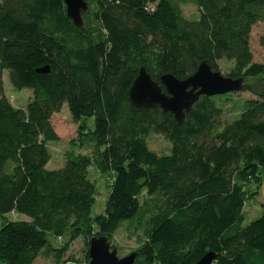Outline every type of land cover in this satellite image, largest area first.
<instances>
[{
    "label": "trees",
    "instance_id": "obj_1",
    "mask_svg": "<svg viewBox=\"0 0 264 264\" xmlns=\"http://www.w3.org/2000/svg\"><path fill=\"white\" fill-rule=\"evenodd\" d=\"M83 1L76 27L62 0H0V264H37L43 254L71 264L61 257L75 239L123 226L140 238L132 264H195L207 253L211 264H264V198L261 215L243 225L237 182L264 191V55L254 63L249 48L252 27L264 28V0ZM202 62L242 80L237 93L250 98L232 103V119L217 105L226 96L199 97L180 124L129 104L141 68L159 85L163 75L189 78ZM4 72L13 90L31 92L24 109L4 96ZM63 105L91 153L72 149L47 170L46 143L58 140L51 117ZM151 134L167 153L148 149ZM90 167L111 175L94 218ZM10 213L28 220L9 221Z\"/></svg>",
    "mask_w": 264,
    "mask_h": 264
},
{
    "label": "rangeland",
    "instance_id": "obj_2",
    "mask_svg": "<svg viewBox=\"0 0 264 264\" xmlns=\"http://www.w3.org/2000/svg\"><path fill=\"white\" fill-rule=\"evenodd\" d=\"M183 14L187 19H195L197 17L195 9L191 6H185L183 8ZM263 31V25L258 23L252 27L250 32L249 48L252 55V62L254 63L260 62L264 55V48L258 45V38ZM228 68V63H225L223 60L219 62V71L222 75H225ZM2 90L9 103L17 109H24L26 103L31 98V92L29 90L15 91L10 87L6 72L2 73ZM224 96L226 97H223V103H220V101L217 103V105L221 106L222 110H224L223 120L232 119V117H234L237 109L236 106L232 107L233 102H241L250 98V96L246 93H234L229 96ZM229 100H231V102ZM51 124L58 140L46 143V150L50 157L46 166L47 170H56L62 167L64 163L62 159L63 154L72 149H74L75 154L89 155L91 153L92 142H89L88 139H86L88 135H79L77 125L68 115L66 105H63L61 111L51 117ZM87 130H92L91 119L87 120ZM147 141L148 149L153 153L157 155L167 153L168 144L161 136L151 134ZM87 174L94 190V200L90 210V217L94 218L101 216L103 213L105 202L109 194L108 187L111 182V175L100 174L92 167L88 168ZM237 182L242 187L243 191H246L243 208V225H246L261 215L260 203L263 201L264 191L262 189H258L254 185L255 183L249 181L248 179L239 177ZM5 217L9 221L28 220L23 215L13 213L7 214ZM91 236L95 238L102 237L100 233L93 234ZM88 238L78 237L75 241L69 244L61 257V261H68L71 264H88ZM106 238L109 242L110 249H114L116 251V256L118 258H123L137 252L140 246L139 236L130 231L128 232L126 226H123L115 233L107 235ZM36 263L52 264L53 260L51 256L47 257L46 254H43L36 260Z\"/></svg>",
    "mask_w": 264,
    "mask_h": 264
},
{
    "label": "water",
    "instance_id": "obj_3",
    "mask_svg": "<svg viewBox=\"0 0 264 264\" xmlns=\"http://www.w3.org/2000/svg\"><path fill=\"white\" fill-rule=\"evenodd\" d=\"M66 16L76 27L82 26L81 14L87 12V5L83 0H62ZM46 69L40 70L43 73ZM242 80L230 79L210 70L202 62L196 71L187 79L178 81L170 75H163L159 85L153 82L144 69L130 86L127 96L129 104L134 108L151 109L158 107L163 113H169L176 124H180L184 114L189 113L191 107L199 97H217L237 93L241 89ZM163 90V91H162ZM88 264H132L135 253L123 258L116 256V251L110 249L105 237H92L88 240ZM215 259L212 253L205 254L195 264H211Z\"/></svg>",
    "mask_w": 264,
    "mask_h": 264
}]
</instances>
